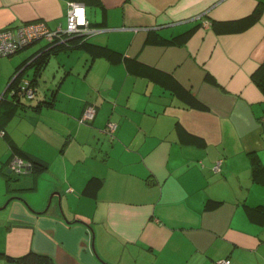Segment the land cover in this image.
<instances>
[{
    "label": "crops",
    "instance_id": "obj_1",
    "mask_svg": "<svg viewBox=\"0 0 264 264\" xmlns=\"http://www.w3.org/2000/svg\"><path fill=\"white\" fill-rule=\"evenodd\" d=\"M68 1L95 30L84 45L38 41L0 58V264L29 252L51 264H264V216L246 214L264 206V170L252 182L247 155L264 168V95L250 79L264 63V0H0V31L63 28ZM24 75L28 102L11 94ZM12 155L41 169L13 177Z\"/></svg>",
    "mask_w": 264,
    "mask_h": 264
},
{
    "label": "built area",
    "instance_id": "obj_2",
    "mask_svg": "<svg viewBox=\"0 0 264 264\" xmlns=\"http://www.w3.org/2000/svg\"><path fill=\"white\" fill-rule=\"evenodd\" d=\"M203 27H207V23H202ZM95 30L88 27L84 15V7L82 4L75 1H68L65 11V25L63 28L48 29L43 22L37 21L25 25H21L12 29H4L0 31V58L9 57L22 48L42 41L47 45L64 44L71 38H86L92 35ZM30 100L33 97V88L28 81L20 82L15 91L11 94H20ZM2 96L0 95V99ZM94 116V107L87 105L84 107L78 122L80 124L89 123ZM116 125L112 122H107L105 126L106 134L111 138ZM216 163L214 170H218ZM31 163L22 160L19 157L13 156L8 162V171L14 176L27 175L31 170ZM68 191V190H67ZM215 264H229L227 259L217 260Z\"/></svg>",
    "mask_w": 264,
    "mask_h": 264
},
{
    "label": "trees",
    "instance_id": "obj_3",
    "mask_svg": "<svg viewBox=\"0 0 264 264\" xmlns=\"http://www.w3.org/2000/svg\"><path fill=\"white\" fill-rule=\"evenodd\" d=\"M77 3H79V2H77ZM262 7H263L262 4L259 5V6H256L254 11L252 12V14H251V16L249 18L252 19V20H255L258 17V14H259V12H260ZM86 38H84V39H82V38H71V39H68L64 44H56V45H53V46L45 44V46L46 47H55V46H59L60 45V46L67 47V48L70 47L73 44H77L78 46H82V45L85 44ZM175 43H176L175 40L161 42V44H165V45L166 44L167 45L168 44H175ZM100 53H101V55H103L104 57H106L109 60H111L113 58H116V54L113 51H110V50L105 49V48H101L100 49ZM44 62H45V55L44 54L39 55L38 57H36L31 62L30 65L33 67L34 74L38 73V71L41 69V67H42ZM20 69H17L14 72L13 76H15L18 72H20ZM250 79H251V81L254 82V84L260 89V91L264 95V63L260 64L258 66V68L251 74ZM28 82L30 83V86L33 87V82H31V81H28ZM15 95L18 96V94H14L13 96H15ZM20 96H22V93H21ZM2 101H3V96L0 99V104L2 103ZM190 104H191V106L193 105V106H197L198 108H202L200 103L198 101H196V99H194L192 97H191V100H190ZM247 155H248V160H249V163H250V180L252 182H254V183L255 182L257 183L259 181V173H260V171H263L264 168H262L260 166V164L257 162L254 152H249ZM13 156H16V155H12L11 158ZM16 157H18V156H16ZM22 160H24V159H22ZM25 161H27V160H25ZM28 162L31 163L32 167H31L30 172L27 175L31 174L34 170L36 171V170H40L41 169V165H39L38 163L33 162V161H28ZM217 204H219V202L211 201L210 203H206L204 208L205 209H210L213 206H216ZM246 214L250 218H253V216L256 215V214L264 216V206H256L254 208H249L248 207L247 210H246ZM8 260L12 261V262H15L17 264H51L49 259H48V257H46L44 255L31 253V252L26 253L24 255H21V256H19L17 258L8 259Z\"/></svg>",
    "mask_w": 264,
    "mask_h": 264
},
{
    "label": "rangeland",
    "instance_id": "obj_4",
    "mask_svg": "<svg viewBox=\"0 0 264 264\" xmlns=\"http://www.w3.org/2000/svg\"><path fill=\"white\" fill-rule=\"evenodd\" d=\"M38 44H42V42H38ZM4 63L6 62V59H5V61H3ZM6 65V64H5ZM29 77V75L27 76V75H24L23 77H22V79H26V81H27V78ZM1 80V79H0ZM6 79H4L2 82H0V95H1V93H2V91L5 89V85H6ZM7 96V95H6ZM25 99V98H24ZM22 100V102H25V101H29V100H27V99H25V100ZM0 153H2V150L0 151ZM13 176V175H12ZM13 177H15V176H13ZM39 193H40V188L38 187V189H37V191L35 192V196H37L38 197V195H39ZM46 202H48V199L46 200ZM47 204V203H46ZM46 204L44 205V207H43V209L45 208V206H46ZM45 210V209H44Z\"/></svg>",
    "mask_w": 264,
    "mask_h": 264
},
{
    "label": "water",
    "instance_id": "obj_5",
    "mask_svg": "<svg viewBox=\"0 0 264 264\" xmlns=\"http://www.w3.org/2000/svg\"><path fill=\"white\" fill-rule=\"evenodd\" d=\"M21 71H22V70H21ZM19 73H20V72H19ZM19 73H18V74H19ZM1 96H3V93L1 94ZM6 173L9 174V171H6ZM8 201H9V200H7V201L4 203V206L7 204ZM48 201H49V199H48ZM28 209H29V208H28ZM29 210L32 211L31 209H29Z\"/></svg>",
    "mask_w": 264,
    "mask_h": 264
}]
</instances>
